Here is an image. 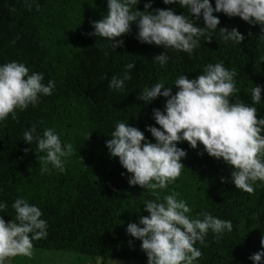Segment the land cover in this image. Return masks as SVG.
<instances>
[{
    "label": "trees",
    "instance_id": "16d2710c",
    "mask_svg": "<svg viewBox=\"0 0 264 264\" xmlns=\"http://www.w3.org/2000/svg\"><path fill=\"white\" fill-rule=\"evenodd\" d=\"M145 3H151L150 12L172 9L177 15L188 14L186 8L165 5L163 0H138L136 10L143 12ZM210 3L214 8L215 0ZM106 14L107 0H0V66L23 63L30 74H43L45 84L48 80L55 83L51 95L41 94L35 106L17 109L15 119L10 114L0 121V203L7 204L0 216L6 222L14 219L11 205L23 198L42 211L41 219L48 225L47 238L33 241V250L147 264L141 241L127 234V226L148 215L143 210L145 201L157 200L158 196L157 202H162L164 196L175 192L177 199L190 207V218L207 211L233 225L231 232L225 230L220 235L209 230L204 244H195L202 254L193 264H253L249 257L264 250L260 245L264 236V182L256 181L252 193L237 189L231 181L233 169L222 159L208 156L202 145L192 149L187 142H180L177 147L186 151L181 175L154 195L150 189L129 186L131 174L118 158L110 156L106 141L120 121L155 142L146 128L158 127L153 110L163 111L166 100L158 97L145 103L136 97L157 82L172 87L175 94L178 76L195 79L210 63L222 62L226 69L236 72L238 91L230 101L254 106L257 118H264L261 26L214 12L220 23L211 43L200 38L199 47L190 55L139 42L133 22L128 34L116 38L123 46L113 50L111 41L89 35L94 32L92 22ZM195 22L204 26L202 16ZM221 28L238 29L244 40L239 44L224 42L219 35ZM161 53L169 57L163 67L153 60ZM130 63L135 67L123 90L110 89L111 77L122 78ZM255 86L262 88L258 104L251 100ZM32 125L41 134L53 129L62 144L73 145L74 154L65 158L63 172L51 165L48 172L41 171L39 157L46 153L37 151L36 142L23 141V133Z\"/></svg>",
    "mask_w": 264,
    "mask_h": 264
},
{
    "label": "clouds",
    "instance_id": "9594fccd",
    "mask_svg": "<svg viewBox=\"0 0 264 264\" xmlns=\"http://www.w3.org/2000/svg\"><path fill=\"white\" fill-rule=\"evenodd\" d=\"M163 3L178 4L182 9L186 8L188 14L177 15L172 9L150 12L151 3H145L141 12L136 10L138 0H107V14L92 22L94 32L89 35L111 41L110 46L115 50L123 46V41L116 38L128 34L135 22L139 42L191 55L199 47L200 38L211 43L212 33L220 23L214 12L259 25L264 33V0H215L214 8L210 0H163ZM27 7L31 9L32 4ZM36 8L39 9L38 4ZM190 16L195 20L202 16L204 26H198ZM219 35L224 42L239 44L244 40L236 28H221ZM168 59L166 53H161L153 60L163 67ZM134 67V63L127 64L123 77L112 76L108 87L123 90ZM235 76L236 72L226 69L222 62L210 63L195 79L178 76L174 81L175 94L172 87H166L162 82L143 89L137 100L145 103L158 97L166 100L163 111L153 110L158 127L146 128L155 142L147 141L138 128L120 121L116 122L111 139L106 141L110 156L118 158L120 165L131 174L129 186L150 189L154 195L157 189L167 188L184 168L181 160L186 157V151L177 147L180 142H187L192 149L202 145L208 156L222 159L233 169L231 181L237 189L252 193L256 181L264 182V118H257L256 107L242 101H230L229 98L238 91ZM43 81V74H30L23 63L8 62L0 66V121L10 114L15 119L17 109L23 111L29 105L35 106L41 94L51 95L54 81L48 80L46 84ZM261 93V86L251 89L253 104L261 102ZM23 141L26 144L36 142L37 151L46 153L39 157L42 172L49 171L48 165L63 172L65 158L74 154L73 145L62 144L53 129H45L41 134L32 125L23 133ZM221 182H224L223 178ZM177 196L173 192L164 196L162 202H157L158 196L157 200L145 201L143 210L148 215L140 216L138 223L127 226V234L141 241L147 264H193L202 254L195 244L203 245L209 230L220 235L233 229L231 221L215 218L207 211L200 213L202 219L190 218V207ZM11 207L15 212L14 219L6 222L0 216V264H6L16 256L31 258L33 241L46 239L48 235L47 222L41 219L42 211L37 206L17 198ZM6 208V203H0V210ZM260 245L264 249V236ZM262 257L264 250L249 259L253 264H261Z\"/></svg>",
    "mask_w": 264,
    "mask_h": 264
},
{
    "label": "rangeland",
    "instance_id": "374dc122",
    "mask_svg": "<svg viewBox=\"0 0 264 264\" xmlns=\"http://www.w3.org/2000/svg\"><path fill=\"white\" fill-rule=\"evenodd\" d=\"M6 264H139L133 260L118 261L116 259L104 260L102 257L91 258L86 255L66 253V252H46L39 249L33 250L31 258L16 256L11 258Z\"/></svg>",
    "mask_w": 264,
    "mask_h": 264
}]
</instances>
